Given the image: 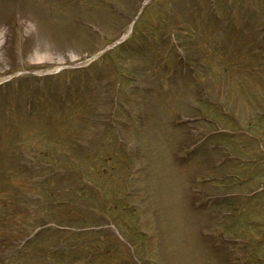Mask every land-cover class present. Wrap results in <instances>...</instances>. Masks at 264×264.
<instances>
[{
  "label": "rangeland",
  "instance_id": "374dc122",
  "mask_svg": "<svg viewBox=\"0 0 264 264\" xmlns=\"http://www.w3.org/2000/svg\"><path fill=\"white\" fill-rule=\"evenodd\" d=\"M259 179L264 0H0V264H264Z\"/></svg>",
  "mask_w": 264,
  "mask_h": 264
}]
</instances>
